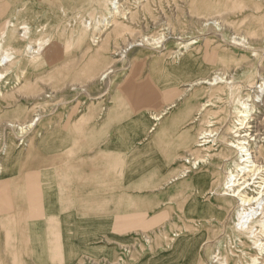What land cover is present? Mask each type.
Here are the masks:
<instances>
[{
  "label": "crops",
  "instance_id": "obj_1",
  "mask_svg": "<svg viewBox=\"0 0 264 264\" xmlns=\"http://www.w3.org/2000/svg\"><path fill=\"white\" fill-rule=\"evenodd\" d=\"M151 84L130 71L108 98L77 115L56 110L30 145L11 144L0 180V264H106L146 220L192 207V177L172 178L200 129L202 91ZM166 107L153 126L152 114Z\"/></svg>",
  "mask_w": 264,
  "mask_h": 264
},
{
  "label": "bare ground",
  "instance_id": "obj_2",
  "mask_svg": "<svg viewBox=\"0 0 264 264\" xmlns=\"http://www.w3.org/2000/svg\"><path fill=\"white\" fill-rule=\"evenodd\" d=\"M93 3H96L95 9H92ZM213 7L210 9H213ZM128 14H130V11L128 12L124 2L120 0H0V180L3 179L4 159L12 148V141L19 139L22 142L18 145H22L26 141L30 145L32 143L30 141L38 138L41 133L39 135L35 134L29 140L26 138L27 133L34 129L39 121L47 115L44 110L36 109L30 120L22 121L23 118L21 117L25 108L18 104L23 101L21 99L32 98L48 102L49 99L47 98H53V103H57V90L65 91L67 87L77 85L72 90H75L76 93L83 92L85 87H89L88 83L93 81V77L95 80L98 74L87 75L86 77L87 72L85 71L86 74L79 76L78 69L76 71L72 67L62 68L56 72L54 78L47 77L45 81L33 78L28 97L23 93L18 95L12 93V91L19 92V88L15 85H17V82L20 83L21 76L27 73H39L54 62L59 66L74 56L75 50L81 52V49L87 45L90 48V42H97L95 54L101 51L114 50L113 55L120 56L117 60L125 59L126 56L123 52L126 51L128 46L135 47L146 44L147 47V45L153 46L159 43L164 35L153 38L143 34L138 39L127 41L124 46L119 47L123 43L124 34L127 32L125 27L129 23L127 20H134V17L132 15L128 16ZM120 19L126 21H120ZM208 20L210 19L202 17L204 25H208ZM62 21L66 22L64 24L68 25V28L66 29V39L61 43V39L52 40V36L53 32L64 30L65 25ZM169 27L170 24H168V29ZM171 31L173 30L171 29ZM173 35L177 49L169 55L167 53L169 58L174 59L169 66V70L175 72L185 69L198 71L196 74L183 79L185 81L184 85L187 87L182 93L195 89L201 91H205L204 88L216 89L220 87L218 86L220 83H225L229 90L234 89L232 88L234 84H231L233 77L226 78V72H222L219 67L213 66L209 70L207 67H203L206 74L210 70L213 71L211 78L207 77L204 74L205 72L202 73V62L207 58L212 60V65L215 63L221 65L235 64L237 71L241 74L252 69L253 64L249 63V58L224 57L218 54H209L208 56L207 52H205L206 55L195 53L193 45L198 42L196 39L199 36L188 33V31L180 30L178 33L173 31ZM232 39L234 40L233 43H236L239 47L250 48L244 36L238 34L233 36ZM111 72H113V66L107 67L99 73L98 80H103ZM166 73L164 72V74ZM83 77L86 80H81ZM12 78L13 81L10 82ZM78 79L79 82H86V84L78 83ZM170 79L173 81V78H167L164 75L161 84L159 86L151 84L150 90L162 88V85L169 83ZM42 83L53 86L56 90L49 88L45 91H39ZM263 84V81L258 84L259 86L256 82H250L248 87L252 89L253 86L261 87ZM146 85L147 83L144 82L133 87L141 88L146 87ZM47 90L52 91L46 95ZM217 97L219 98V96ZM251 97L252 94L247 92L245 97L237 94L231 99L229 103L231 104V112L227 117L233 120L221 137H218L217 132H213L209 128L199 130L193 142L195 150L182 157L185 164L184 168L179 176L172 178L174 180L186 177L189 172L198 170L204 164L209 163L211 159L209 153L204 156L199 155L201 154L199 147L208 149L210 146H216L217 143L220 144L221 148L216 150L215 156L222 159L220 169L224 172V179L217 183L219 174L209 167L194 174L191 179L193 186L192 201L196 194L214 196V199L220 201L221 205L218 208L211 200L203 202L201 206L200 204L197 205L198 211L203 212L200 215L202 218L216 215H219V217L224 215V218H227L235 205L237 208L236 220L232 230L238 235L243 258V262L237 260L235 264H264V145H261L264 136L261 137L263 132L255 124L257 104L249 102V100H252ZM210 103L211 100L207 98L198 108L194 119H199ZM168 108L166 107L163 111L152 114L153 126L160 121ZM11 114L12 116L16 115V117H9ZM200 119L204 120V118ZM28 144L26 143V145ZM196 153L198 156H194ZM159 216H164V214H159ZM192 239L182 236L175 240L170 252L158 258L159 264H174L179 260H194L196 248ZM146 241H148V238H146ZM207 243L208 241L205 240L201 245L204 246ZM213 257L218 261V264H231L229 259L219 253H215Z\"/></svg>",
  "mask_w": 264,
  "mask_h": 264
},
{
  "label": "rangeland",
  "instance_id": "obj_3",
  "mask_svg": "<svg viewBox=\"0 0 264 264\" xmlns=\"http://www.w3.org/2000/svg\"><path fill=\"white\" fill-rule=\"evenodd\" d=\"M120 1L124 2L125 8L128 9V12L130 11L128 16L132 15L134 20H127V22H129L125 26L127 32L124 34L122 39L123 43H121L119 47L124 46L127 41L129 42L138 39L143 34L153 38H158L161 35H164L159 40V43L153 46L147 45V47L146 44L140 46L137 45L135 47L128 46L126 51L123 52L126 56L125 59L117 60L120 56L113 55L114 50L101 51L100 53L95 54L97 42L92 43L89 40L91 45L90 48H88L87 45L81 49V52L75 50L74 56L70 57L63 64L57 66V63L54 62L39 73H27L22 75L20 83L17 82V85H15L19 88V92L12 91V93L15 95L23 93L28 97V94L31 91L33 78L45 81L47 77L54 78L58 70L66 67L75 68L76 71L79 70V76L86 74V72V75L89 76H92L93 72L96 75H99V73L107 67L113 66V72L103 80H98L97 75V81L95 82L96 79L90 81V83H88L89 87H83L85 89L83 92L76 93L75 90H72V88L74 86L77 87V85L70 88L67 87L65 91L57 90V103H53V98H47L50 100H48V102H42L32 98L26 99V103L22 101L24 104L22 107L25 108V111L23 112L25 118H23L22 121L30 120V118L33 117V114H35L34 110L36 109L44 110L47 115L56 110H71V112H69L72 115H77L81 113L91 101H94L97 98L99 99L105 94L111 93L112 88L118 86V83H120L122 78L126 77L127 73L130 71H136L141 77L149 78L154 86H159L161 84L164 75H166L167 78H173V81L170 79L169 83L162 85V88L159 90L171 87L185 89L187 86L184 85L185 81H183V79L196 74L198 71L195 72L185 69L175 72L174 70H169V66L174 59L171 57L169 58L168 56L172 51L177 49L176 41L173 39V31L178 33L180 30H184L195 36H199V38L196 39L198 42L193 45V51L195 53L206 55L205 52H207L208 56L209 54H218L224 57L249 58V63L253 64L252 69L241 74L237 71L235 64L221 65L215 63L212 65V60L209 58L202 62V68L207 67L209 70L211 67L217 66L222 72H226V78L229 79V76H232L231 84H234L232 87L234 89L229 90L228 87L225 86V83H220L218 85L220 86L219 88H214L212 90L204 88L205 91H202L201 93L202 103L207 98L211 100V103L204 113L202 112L199 119H194L200 126V129L209 128L213 132H217L218 137H221L225 129L233 120L230 119V117H227L231 112V104H229L231 99L237 94H241L242 97H245L246 93L250 92L252 94V100H249V102L257 104L255 124L259 130L263 132L261 137L264 136V84L261 87H258L260 82L263 81L264 83V0ZM95 5L96 3L92 4V9H95ZM212 6H214L213 9H210ZM93 12L95 11L93 10ZM202 17L210 19L207 21L208 25L203 24ZM123 20L125 19H120V21ZM62 22L63 24L66 23L65 21ZM168 24H170L171 27H169V29ZM64 25V30L53 32L52 40L59 38L61 39V43L65 41L68 25ZM171 29L173 31H171ZM238 34L245 37L250 48L246 49L239 47L236 43H233L234 40L232 37ZM136 48L139 50L137 49L136 51ZM80 58H82V60ZM204 68L202 69V73L205 72ZM164 72L167 73L164 74ZM204 74L211 78L213 76V71L210 70L207 74L206 72ZM12 81L13 78L10 79V82ZM93 82L96 83L94 87L103 90L101 95H97L91 91V84ZM250 82H256L258 86H253L251 87L252 89H250L248 87V83ZM78 83L86 84V82H79V79ZM49 88L56 90L55 87L42 83L40 84L39 91H45ZM47 91L46 95L52 90ZM217 96H219V98ZM105 97L108 98L107 95H105ZM50 102L53 104L51 105ZM200 118H204V120L202 121ZM40 133V130L35 126L34 129L27 133L26 138L29 140L35 134L39 135ZM17 140L19 139L12 141L13 144H16L17 148L24 147L26 143L28 144V141H26L24 144L18 145ZM31 142L32 141H30V143ZM261 145H264V141L261 142ZM219 148H221L219 143H217L216 146H210L208 149H202L199 147V152H201L199 155L204 156L209 153L211 159L208 164H204L202 167L200 166V169L198 168V170L189 172L186 178H191L197 171L206 170L207 167H209L211 170H216L219 174V181L217 183L222 181L224 179V172L220 169L222 159L215 156L217 153L216 150ZM194 150L195 147L189 152L192 153ZM194 156H198V154L196 153ZM207 200H211L216 204L217 208L221 205L220 201L214 199V196L196 194L192 201V207L186 209L184 213L183 208H181V210H177V214L173 213L174 216H154L149 220H146L144 222L143 233H138L136 240L131 239L124 243L125 245L122 246V252L120 251L117 257H107L106 264H150L158 256L161 257L169 253L174 241L182 236L193 238L192 240H194L196 248V257L192 261L179 260L174 264H218V261L213 257L215 253L225 256L231 261V264H235L237 260L243 262L241 253L242 247L239 243L238 235L232 230L234 221L236 220L237 208L234 205L227 218H224V215L221 217L216 215L209 218H202L200 215L203 212L198 211L197 205L200 204L201 206V204ZM146 238H148V241H146ZM205 240L208 241V243L202 246L201 244ZM92 262L94 264H101L99 261H95L96 263L94 261Z\"/></svg>",
  "mask_w": 264,
  "mask_h": 264
},
{
  "label": "built area",
  "instance_id": "obj_4",
  "mask_svg": "<svg viewBox=\"0 0 264 264\" xmlns=\"http://www.w3.org/2000/svg\"><path fill=\"white\" fill-rule=\"evenodd\" d=\"M17 142H18V144H21V140H17ZM88 263H86V264H94L92 261H87ZM95 262V261H94ZM96 263V262H95Z\"/></svg>",
  "mask_w": 264,
  "mask_h": 264
}]
</instances>
